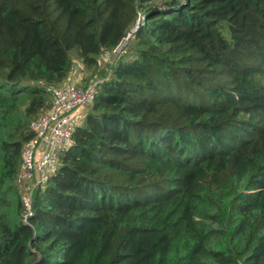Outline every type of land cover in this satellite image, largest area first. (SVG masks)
I'll return each instance as SVG.
<instances>
[{
	"label": "trees",
	"instance_id": "16d2710c",
	"mask_svg": "<svg viewBox=\"0 0 264 264\" xmlns=\"http://www.w3.org/2000/svg\"><path fill=\"white\" fill-rule=\"evenodd\" d=\"M121 46L25 222L47 89ZM0 264H264V0H0Z\"/></svg>",
	"mask_w": 264,
	"mask_h": 264
},
{
	"label": "built area",
	"instance_id": "2783aa9c",
	"mask_svg": "<svg viewBox=\"0 0 264 264\" xmlns=\"http://www.w3.org/2000/svg\"><path fill=\"white\" fill-rule=\"evenodd\" d=\"M99 84L95 82L83 86L69 77L63 86L47 89L52 97L51 107L30 124L34 136L24 145L23 166L18 175V183L27 190L22 196L28 209L25 222L32 215L30 196L33 190L45 184L49 176L56 172L61 154L70 146L79 118L93 103Z\"/></svg>",
	"mask_w": 264,
	"mask_h": 264
},
{
	"label": "rangeland",
	"instance_id": "374dc122",
	"mask_svg": "<svg viewBox=\"0 0 264 264\" xmlns=\"http://www.w3.org/2000/svg\"><path fill=\"white\" fill-rule=\"evenodd\" d=\"M142 18V16L140 17ZM140 20V19H139ZM123 46L118 50H115L111 53H106L105 55L101 54L98 57V63L94 68L87 69L82 60L73 55V71L70 74L75 80L80 79L81 85L93 84L95 82L102 83L111 76V65L117 59V54L122 51ZM91 69V70H90ZM85 110L82 112V115L79 118L78 124L81 123L84 118Z\"/></svg>",
	"mask_w": 264,
	"mask_h": 264
},
{
	"label": "crops",
	"instance_id": "0c3cea01",
	"mask_svg": "<svg viewBox=\"0 0 264 264\" xmlns=\"http://www.w3.org/2000/svg\"><path fill=\"white\" fill-rule=\"evenodd\" d=\"M77 81H79V82H80L81 80H80V79H78Z\"/></svg>",
	"mask_w": 264,
	"mask_h": 264
}]
</instances>
